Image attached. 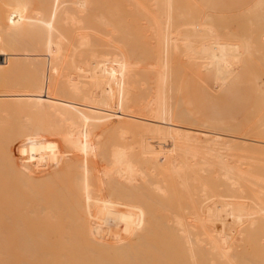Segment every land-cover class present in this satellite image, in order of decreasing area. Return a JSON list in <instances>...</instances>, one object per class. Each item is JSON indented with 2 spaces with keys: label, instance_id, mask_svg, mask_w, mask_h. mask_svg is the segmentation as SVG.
Segmentation results:
<instances>
[{
  "label": "bare ground",
  "instance_id": "obj_1",
  "mask_svg": "<svg viewBox=\"0 0 264 264\" xmlns=\"http://www.w3.org/2000/svg\"><path fill=\"white\" fill-rule=\"evenodd\" d=\"M0 1L6 7L0 5L4 9L0 11V81L3 84L0 86V188L3 189H0V264H264V165L261 169L257 167L258 161L264 163V0H257L247 10L233 15L231 19L236 26L230 29L228 22L227 30L222 27L223 15L222 24L216 23L219 19L215 13L203 11L205 8L196 0H148L151 2L148 8L138 0H122L123 11L131 4L130 8L133 5L132 10L137 14L135 8L139 5L138 13L146 17L143 21L151 24L153 42L143 43L146 50L142 53L152 44L153 55L149 58L154 62L142 79H137L134 73L142 65L135 66L140 61L144 63L143 58L148 59L150 53L146 52L147 56L144 53L145 57L139 53L137 56L142 59L133 53L140 52L136 46L146 34L140 35L141 38L130 37L137 39L138 51L133 53L120 45L128 41L120 35L125 40L119 41L116 49L119 46L122 47L119 51L126 49L131 57L125 51L114 57L106 56L113 55L112 48L109 53L99 48V52L106 54L101 58L91 53V58L87 57L95 43L90 36L93 34L98 39V32L92 28L84 30L88 24L84 18L90 12L84 10L94 5V13L90 14L95 15L100 11L96 9L98 6L109 4L103 6L105 11L112 4L111 9L117 7L120 15L117 0H113L116 4L103 0V5L96 0H93L95 3L44 0L45 11L40 0H37L40 11L25 6L28 2L35 4L36 0ZM134 3L138 4L134 6ZM102 10L100 15L109 14L108 10L106 14ZM111 12L115 15L114 10L110 11L113 16ZM122 14L117 20L123 23ZM109 15L103 16V20L114 18H107ZM96 18L91 20L98 25L101 20ZM108 20L99 27L107 22L104 27L108 30L113 23ZM113 20L117 22V26L112 24L114 28L120 30L118 21ZM89 22L94 28L95 23ZM66 26L75 34L77 31L74 39H69L66 29L62 32L61 27ZM23 30L32 32L30 37L38 35L36 43L26 34V38H20L23 35L18 33ZM107 30L101 34L111 35L114 42L108 37L105 42L116 46L117 32L112 35L114 30ZM99 40L103 41L100 36ZM110 42L106 48L112 46ZM100 43L105 48L104 42ZM133 45L130 46L133 48ZM142 45H138L141 50ZM214 49L236 51L263 65L255 63L262 69L259 71L257 67L262 85L253 110L241 123L228 128L229 132L199 125L197 121L198 127L191 126L187 123L190 114L186 108L178 110V106L182 107L178 76L184 68L179 64L184 62L188 66L198 56ZM94 52L98 53L95 49ZM177 56L175 63L179 67L173 64ZM21 68H25L24 72L30 71L24 74L26 84L17 83L21 77L14 81L13 75L18 70L21 72ZM86 78H90V83ZM139 80L146 84L141 85ZM135 81L143 86V95L136 92L140 86L135 87ZM133 93L138 94L134 100ZM138 98L141 100L137 101ZM11 114L16 116H8ZM16 118L21 121L18 126L27 129L26 133L21 132L22 138L26 137L24 141H17V136L12 135L16 139L13 141L10 136L13 132L8 133L12 140L5 138L6 126L17 124ZM191 122L194 124L195 120ZM47 126L54 128L58 140H52L53 133H43ZM42 127L45 128L40 129L42 134L30 131ZM99 131L108 134L110 139L106 140ZM39 137L42 139L37 140ZM53 144L61 148L56 157L54 150L44 148ZM22 145L30 149L23 147L24 150L14 151ZM31 146L43 148L31 149ZM235 150L256 152L263 158L252 153L256 158H250L251 162L246 156H235ZM94 159L106 165L100 162L102 167L89 166ZM65 161L68 165L69 161H76L77 168L73 164L72 170L70 165L65 167ZM25 193L26 197L21 196ZM149 194L154 196L150 198H154L155 213L150 214L151 210L148 214L145 210L132 216L130 207L128 215L120 214L123 210L108 213V209L112 210L110 202L118 201L122 195L128 200L142 196L140 200L147 208ZM175 195V204L181 212L169 204L166 208L171 212L165 213L166 208L164 213L160 212L164 210L162 202L169 198H174L170 200L174 202ZM100 201L106 204L98 206ZM28 209L42 212L28 213ZM93 209L99 213H89ZM123 216L127 219L116 220ZM39 224L52 225V228L38 229Z\"/></svg>",
  "mask_w": 264,
  "mask_h": 264
},
{
  "label": "rangeland",
  "instance_id": "obj_2",
  "mask_svg": "<svg viewBox=\"0 0 264 264\" xmlns=\"http://www.w3.org/2000/svg\"><path fill=\"white\" fill-rule=\"evenodd\" d=\"M39 1V0H38ZM38 1L36 0L35 1V4L33 3V2H28V3H26V7L27 8H30V9H39V11H40V9L42 8V11H43V7H44V11H45V2H43L44 0H40L41 2L40 3H44L43 5L41 4V8L39 7V3H38ZM90 1V0H89ZM89 1H87V2H89ZM96 1H99V4L101 3L102 5H103V0H96ZM108 0H106V3H110V2H107ZM118 2H119V4H120V2H122V0H117ZM139 2H140V4L142 5V6H145L146 8H148L149 6H150V3L151 2H149L148 0H138ZM182 2H183V0H181ZM1 2V1H0ZM91 2V1H90ZM111 2H113L114 3V1L113 0H111ZM127 2H129V0H127ZM196 2H197V4H199V6H201L202 8H205V9H203V11L204 10H206V11H208L209 10V12H206V13H212V14H214L215 13V17L217 18V19H221L220 21L221 22H217V21H219V20H216V23H220V24H222V15H223V19H224V21L226 22H224L223 21V23H224V25L222 26V25H220V24H218V26H222V27H225L224 29H226L227 30V28H229L230 27V29H234L235 27L234 26H236V24L233 22V20L231 19V17L234 15V13H236L237 11H238V5L241 3L242 4V0H196ZM92 3H95V2H93V0H92ZM92 3H90L91 5H92ZM124 3H126V2H124ZM131 3H133V2H131ZM30 4H32V6L30 5ZM34 4V5H33ZM37 4H38V6H37ZM88 4V3H87ZM86 4V6H89V5H87ZM97 4H98V2H97ZM98 4V5H99ZM105 4V3H104ZM114 4H116V2L114 3ZM118 4V5H119ZM127 4H130V3H127ZM136 4H138V3H134V6H136ZM0 5H2V3L0 4ZM90 5V6H91ZM111 5V7H112V4H110ZM131 5V4H130ZM130 5H129V8H128V5H127V7H126V5H124V11H123V6L121 7V4H120V8H119V6H118V9H120L121 10V12H120V15H119V10H117L116 11V8L115 9H113L114 10V12H115V15H118V16H115L114 15V13H112L113 14V16H114V18H113V16L110 14V11H113L112 9H111V7L109 8L110 9V11L108 10V8H107V10L109 11V12H107V10H105V11H103L102 9H104V7L103 6H109V4H107V5H103V6H98V8H96L97 10L100 8V11L102 10V12H105V14H106V12L107 13H109V14H106V15H109V16H107V18H110L111 19V17L113 18V19H119V17L121 16V13H123L122 14V16L123 17H121V18H124V21H123V23L125 22L126 23V26H125V23L123 24L122 23V21H121V19L119 20V21H121V23L118 21V28L120 29V30H116V28H114L115 26H117V22L115 23L114 22V20L113 19H111V20H108V22H111L112 23V21H113V25H115V26H113L111 23H108V25H110L111 24V26L110 27H108V30L111 32L112 30H114L113 31V33L114 32H117V34H118V36L116 35V37H119V39H117L118 40V43H116V46H113V44L115 45V43H113L112 44V42H114V40H113V38H112V36L111 35H109L110 34V32L107 34V35H109V36H106L105 35V32L103 33V35L101 34L103 31H106L107 29V26L106 27H104L105 26V24L107 25V22L103 25L102 24V26L105 28V30L104 29H102V26L101 27H99V24L100 23H102L104 20L105 21H107L106 20V18H104V20H103V14L101 13V15H100V11L98 12L97 10H95V11H97L98 13H99V15L102 17H99V15H98V13H96L97 14V16L99 17V19H97L96 17V19L99 21V20H101V21H99L98 22V25L96 24V22H94L95 23V26H94V28H93V25L94 24H90V22L89 21H91V23H93L92 22V20H91V18L92 19H95L94 17H93V15H91L92 14V12L91 11H93L92 10V8L94 7V5L90 8V7H85L86 8V10H84V11H90L88 14L86 13V12H84V14L86 13L87 15H86V17L84 18L87 22H88V24L90 25L89 27H88V24L86 23V25H87V27L86 28H84V30L85 29H89V28H92V30L94 29V30H96L97 32H98V34L96 33V32H93L92 31V33H96L95 35H96V37H98V39H96L95 37L93 38V34L90 36V37H92V41L93 42H95L93 45H92V50H91V52H90V50L88 51L89 53V55H87V57L89 58L90 57V53L93 55V57H95L96 55H98L99 54V58H101V55L103 54V56H104V54L105 53H102V52H99L100 51V49H101V51L104 49V51L103 52H107V53H109V51H111V48H112V50L113 51H111L112 53H113V55H111V53H109L110 55H106V56H110V57H114V54H116V53H118V54H121L122 52L124 53V51L126 52V54H127V56H129V57H131V55L129 54V53H131V51H132V53H133V50H137V48L136 47H138V49H139V51L140 52H137L136 54L135 53H133L134 55H136V57H139V56H137L139 53L140 54H142L141 56L142 57H145V55L147 56V54L148 53H150V54H148L149 56H148V59H147V57H145V59L143 58V60H145L144 61V63H143V61H142V63H141V61H140V63H139V66H138V64L135 66V67H140V65H142L143 66V68H142V66H141V68H139L140 70L138 71L137 70V68H135V67H133L135 70L134 71H138V73L137 72H134L137 76H138V78L137 79H142V77L143 76H147L149 73H147L148 72V69L147 68H149L150 69V64L151 63H153L154 61H152V59L153 58H149V57H152V55H153V53L151 52V50H152V47H150V45H152V44H150L149 46L147 45V54H146V52H144L145 53V55H143L144 53H142V51H143V49H145L146 50V47H145V45L143 46L142 44L143 43H146V41L147 40H149V43H151V42H153V34H152V30H151V24L147 21V22H145V21H143L144 20V18L146 19V17H145V14L144 15H142V16H140L141 14L140 13H138V6L135 8V10H136V13L137 14H135L134 12H133V10H132V6H131V8H130ZM3 6V5H2ZM2 6H0V11L4 8H6L5 6H3V8L1 9V7ZM29 6V7H28ZM36 6V7H35ZM46 6H47V4H46ZM117 6V5H116ZM102 7V8H101ZM88 8H90L89 10H87ZM105 8V9H106ZM134 8V7H133ZM4 9L1 11V12H3L4 11ZM37 9V10H38ZM140 9H141V7H140ZM128 10V11H127ZM134 10V11H135ZM144 11V10H143ZM145 12V11H144ZM91 13V14H90ZM93 13H94V11H93ZM141 13H142V11H141ZM230 13H233V14H230ZM95 14V15H96ZM138 14H139V16H140V18H139V16H138ZM90 15V16H89ZM94 15V16H95ZM106 15L104 16V17H106ZM221 15V16H220ZM85 16V15H84ZM87 16H88V18H87ZM229 16V18H228V20H226V18ZM89 17H90V20L88 21V19H89ZM127 17V18H126ZM133 17V18H132ZM144 17V18H143ZM221 17V18H220ZM226 17V18H225ZM132 18V19H131ZM123 20V19H122ZM133 20V22H131ZM232 20V21H231ZM136 23H135V22ZM230 23V25H229V23ZM119 23L120 24H122V26H120L119 25ZM132 23V25H130ZM234 23V24H233ZM85 24V23H84ZM135 24V26H133ZM227 25V27H226V25ZM232 24V25H231ZM91 25H92V27H91ZM228 25H229V27H228ZM113 26V27H112ZM133 26V27H132ZM136 26H137V29H136ZM64 27V26H63ZM63 27H61V30H62V32L64 31L65 33H67L68 35H69V39H74V37H75V35L77 34V31H76V34L75 33H73V32H71V31H74V30H70L69 28L67 29V26L63 29ZM84 27H85V25H84ZM233 27V28H232ZM101 28V29H100ZM112 28H114V29H112ZM121 28H125V31L123 32V31H121ZM138 28H139V30H138ZM141 28V29H140ZM128 29V30H127ZM131 29H132V33H134L133 34V36H132V33L130 32L131 31ZM26 30H28V29H26ZM83 30V31H84ZM90 30V29H89ZM89 30H87V32H89V34L91 33ZM99 30V31H98ZM107 30V31H108ZM143 30V31H142ZM130 32V33H126V32ZM22 32H24V33H22ZM26 32V33H25ZM75 32V31H74ZM100 32V33H99ZM137 32H139V33H137ZM143 32V33H142ZM145 32V33H144ZM30 33H32V32H28V31H21V32H19L18 34L20 35V34H22L23 36H21L20 38H26L25 36L26 35H29ZM65 33H64V35H65ZM73 33V34H72ZM85 33H86V31H85ZM107 33V32H106ZM17 34V36H19ZM24 34H26V35H24ZM37 34V33H36ZM63 34V33H62ZM66 34V35H67ZM75 34V35H74ZM88 34V35H89ZM101 34V35H100ZM112 34V33H111ZM116 33H114V34H112V35H115ZM121 34H123V35H121ZM125 34V35H124ZM128 36H127V35ZM137 34H139V35H137ZM147 36H149L150 38H147L146 37V35ZM33 35V34H32ZM34 35H35V33H34ZM33 35V36H34ZM73 35H74V37H73ZM120 35L121 36H126L125 37V39H126V41L128 42V46H127V42H125L124 40V38L122 37V38H120ZM134 35H136V36H134ZM143 36V35H145L143 38H141V36ZM31 35H29V37L27 36V38H33V40H32V43H36V41H35V38L37 37L38 38V35H36V36H34V37H30ZM77 36V35H76ZM99 36H100V38L101 39H103V41H101V40H99ZM111 36V37H110ZM138 36H140V38L142 39V40H144L143 42H142V40H141V42H140V44H139V42H138V45L140 46V45H142L143 46V48H142V50L139 48V46L137 45L136 46V41H137V39L136 40H133L134 38H130V37H137L138 38ZM106 37H108V40L110 39V40H112V42H110V41H107V43L108 42H110V44H112V46H110L109 44V47L108 48H106L107 47V43L105 42L106 40H107V38ZM116 37H114V38H116ZM129 37V39H127ZM36 38V39H37ZM68 38V37H67ZM112 38V39H111ZM152 38V39H151ZM94 39H95V41H94ZM121 39V40H120ZM122 39H124V40H122ZM132 39V41H130L129 42V40H131ZM139 40V39H138ZM119 41H124V43L126 44V45H123V43H121L120 45L122 46V47H126V49H127V51L129 50V53L126 51V49H124L123 51H119L120 49L122 50V47H120L119 46V48L120 49H116V47L119 45ZM135 41V42H134ZM96 42H98V44L96 43ZM100 42H104L103 44H105V48H106V50H105V48L102 46V44L100 43ZM115 42H117V41H115ZM132 42V43H131ZM134 42V43H133ZM148 42V41H147ZM131 43V44H130ZM136 43V44H135ZM148 43V44H149ZM118 44V45H117ZM133 44H135V45H133ZM97 47H96V46ZM101 45V46H100ZM130 45H133V48L130 46ZM136 46V47H135ZM128 47H129V49H128ZM141 47V46H140ZM145 47V48H144ZM149 47H150V49H149ZM100 48V49H99ZM103 48V49H102ZM109 48H110V50H109ZM114 48H115V50H114ZM118 48V47H117ZM130 48H132V50H130ZM94 49H95V51H97L98 53H96V52H94ZM98 49H99V51H98ZM107 49H108V51H107ZM116 50H117V52H116ZM150 50V52H148ZM138 51V50H137ZM153 51V50H152ZM115 52V53H114ZM101 53V54H100ZM151 53H152V55H151ZM87 54V53H86ZM125 54V53H124ZM139 54V55H140ZM151 55V56H150ZM133 56V55H132ZM86 57V56H85ZM86 57V59L88 60V58ZM92 57V58H93ZM109 57V58H110ZM135 57V58H136ZM84 58V57H83ZM91 58V57H90ZM89 58V59H90ZM103 58V57H102ZM108 58V57H107ZM132 58H134V56L132 57ZM132 58H130V59H132ZM139 58H141V57H139ZM183 59V57H180L179 56V59ZM2 59V57L0 56V60ZM142 59V58H141ZM177 59H178V56L177 57H175L174 58V63L173 64H176L175 66H178L177 65V63H175L176 61H177ZM132 60H134V59H132ZM136 60V59H135ZM176 60V61H175ZM179 61V60H178ZM182 61H184V60H182ZM180 62V61H179ZM149 63V64H148ZM184 62H182V64H179V66L180 67H184L183 69H182V71H181V73H180V75L178 76L180 79H178L177 78V76H176V78L178 79V83H180V86H181V94H180V97H181V99L184 101V104L182 103V107H181V105L180 106H178L179 108H178V110L179 109H181V110H183V108H187L189 111H190V119H189V122H187L188 124H190L191 126H195V127H198V124L200 123V124H207V125H209V126H211V127H213L215 130H219V129H221V130H219V131H222V132H229V129H231V128H234L238 123H240V122H242L247 116H249L248 114H249V110L252 108V106L254 105V102H255V100H256V97H257V90H258V86H259V80L257 79V73L255 72V71H258V69H259V71H262V69L264 70V67L262 68V69H260L258 66V69H257V67H256V65H255V63L258 65V63L259 62H255V63H252V64H247L246 62V64L248 65L247 66V68L249 69V70H251V72H252V74H253V77H254V81H255V90H254V92H253V100H252V102H251V100L249 101L248 100V96L245 94V93H243V92H238V91H234V90H232V89H230V90H223V91H219L217 88H210V87H208V85L206 84V82H205V80L202 78V76H200V74L197 72V71H195V70H192V69H190V67L189 66H187L185 63L183 64ZM135 65V64H134ZM149 65V66H148ZM152 65V64H151ZM185 65V66H184ZM259 65L261 66L262 64L261 63H259ZM178 66V67H179ZM263 66V65H262ZM144 68H146V69H144ZM175 68V67H174ZM22 70H21V72H20V70H18L14 75H13V77H14V81L16 80V79H20V77H21V79H20V81L19 80H16L17 81V83H19V82H21V84H23L24 82V84H26V81L27 80H24V77H25V72L23 71L25 68H21ZM144 69V71H146V73L143 71V74H141L140 73V71H142V70ZM180 69V70H181ZM175 72H177V69L175 68ZM27 71H28V73L27 74H29V70L27 69ZM22 75H21V74ZM145 73V74H144ZM17 74V75H16ZM26 74V75H27ZM139 74H140V76H139ZM19 75V76H18ZM18 76V77H17ZM31 76V75H30ZM17 77V78H16ZM23 77V78H22ZM27 77H29V75L27 76ZM140 77V78H139ZM262 77H264V75L262 76ZM144 78V77H143ZM23 79V80H22ZM25 79H27L26 77H25ZM88 79H90V78H86L85 80H86V82L87 83H90V80H88ZM180 80V81H179ZM141 80H139V82H140ZM207 81V80H206ZM209 81V82H208ZM207 81V83L209 84V85H213L212 84V81H210V80H208ZM136 82V81H135ZM137 82H138V80H137ZM136 82V83H137ZM261 82V81H260ZM12 83H13V81H12ZM16 83V82H15ZM135 83V87L138 85V86H140V88H139V90H136V92L138 93V94H142L143 95V91H144V89L141 87V85H143L145 82L143 81L142 83H141V85L140 84H136ZM146 84V83H145ZM144 84V85H145ZM3 84H2V82L0 81V86H2ZM17 85V84H16ZM19 85V84H18ZM132 87H133V85H132ZM142 88V89H141ZM133 89H135V88H133ZM136 89H138V87L136 88ZM133 91V90H132ZM100 92H102V90H100ZM135 92V91H134ZM140 92V93H139ZM134 94H136V93H133L132 95H134ZM138 94H136V95H134V97L135 98H133V100L134 99H136L137 98V96H138ZM142 95H141V97H142ZM140 96V95H139ZM139 100H141V99H137V101H139ZM136 101V100H135ZM250 102L252 103L251 104V106H250V108L248 107L249 105H250ZM249 108V109H248ZM178 110H177V113H178ZM181 110H179V112L181 111ZM8 116H10V117H15L16 115H13L12 116V114L11 115H8ZM191 117L193 118V119H191ZM183 118V117H182ZM187 118V117H186ZM17 119V118H16ZM18 120V123L16 124V122H13L12 124H15L14 126L11 124V123H9V125H8V127L6 126V129L7 130H4V133H9L10 132V136L12 137V139H13V141H14V139H15V137L17 136V141H24V139L26 140V137L23 139L22 137H24V136H22L24 133H22L21 134V132L23 131V132H25L27 129H22V127L21 126H18V124H19V122H21V121H19V119H17ZM192 120H195V123H196V121H197V123H196V125H195V123L194 124H192V122L191 121ZM12 121H15V119H13ZM9 122V121H8ZM10 122H11V120H10ZM191 122V123H190ZM194 122V121H193ZM23 124V123H22ZM21 123H20V125H22ZM199 124V125H200ZM18 126V129H20V130H17V126ZM11 127V128H10ZM20 127V128H19ZM16 128V129H15ZM217 128V129H216ZM219 128V129H218ZM224 128H226L227 129V131H225L224 130ZM229 128V129H228ZM11 129V130H10ZM13 129V130H12ZM15 129V130H14ZM22 129V130H21ZM40 129H45L44 127H42V128H39V130L38 129H36V128H34V129H30V131H31V133H41L42 134V131L40 130ZM48 129V130H47ZM53 129L54 128H50V127H46V130H43V131H45V132H43V133H46L47 132V134L49 133L50 135H52V133H53ZM233 130V129H232ZM6 131V132H5ZM40 131V132H39ZM231 131V130H230ZM17 132V133H16ZM27 132V131H26ZM25 132V133H26ZM28 132H29V130H28ZM54 132H56V131H54ZM100 132V134H102L104 137H105V139L106 140H109L110 138H109V135L108 134H106V133H104V132H102V131H99ZM21 134V136H20V134ZM48 134V135H49ZM233 134H235V133H233ZM3 135H5V134H3ZM12 135H14L15 137L13 138V136ZM46 135V134H45ZM53 141H55L56 139L58 140V137H56V135H55V133H53ZM6 136H8V138L7 139H11L10 138V136H9V134L8 135H5V138H6ZM19 138V139H18ZM20 138H21V140H20ZM11 139V140H12ZM15 139V140H16ZM33 139H35V138H31V140H33ZM37 140H41L42 138L41 137H39V138H36ZM35 139V140H36ZM43 139H45V138H43ZM50 139V138H49ZM46 140H48V139H46ZM53 146V147H52ZM104 147V149H106L107 148V144H104L103 145ZM12 147V146H11ZM10 147V148H11ZM23 147H25V149H30V146H27L26 147V145H22V147L21 146H19V148H18V146H16L15 148H14V146L12 147V148H14V149H12V151L14 150V151H16L17 149L19 150H24V149H22ZM29 147V148H28ZM38 147V146H37ZM36 146L34 147H32L31 146V149H33V148H37ZM38 148H43V147H38ZM44 148H46V149H48V150H54L55 152H56V154L54 153V155H55V157H56V155H60L59 154V151L57 152V150H61V148H59V146H57V145H47V146H44ZM58 148V149H57ZM241 152V150H235V151H233V154L235 155V156H237V157H239V156H246V157H248L249 159L250 158H252V157H254V159L256 158V156H254L255 155V153L256 152H252V151H250V154H249V151H247V152H243L242 151V153H240ZM254 155H253V154ZM237 154V155H236ZM246 154V155H245ZM252 154V155H251ZM257 154V157H259V159H260V157H262L263 158V156L262 155H260V156H258L259 154L258 153H256ZM248 159V160H249ZM253 159V158H252ZM252 159H250V161L252 160ZM253 159V160H254ZM258 159V158H257ZM247 160V161H248ZM262 161H264V160H262ZM65 162H66V164H65ZM63 164L64 165H66L65 167H67V168H71V170L73 169V168H77L76 166H77V162L75 163V162H73L72 163V161H69V163H71V164H73L72 165V167H71V164H69L68 165V161H65ZM100 162H102V161H100ZM99 162V159H94L93 161H91L90 163H91V165H89V166H92V167H102V164L105 166L106 164L104 163V161L102 162V164ZM106 162V161H105ZM252 162V161H251ZM254 162V161H253ZM259 163H260V161H258ZM79 163V166L81 165V162H78ZM90 163H85V164H90ZM258 163V165H257V167H259L260 168V166H262V165H264V163L263 162H261V164H259ZM74 164H75V167H74ZM257 164V163H256ZM69 166V167H68ZM78 166V167H79ZM264 168V167H263ZM79 169V168H78ZM261 169V168H260ZM76 170V169H75ZM77 171V170H76ZM75 171V172H76ZM72 173H73V171H72ZM10 188H12L11 186H9ZM16 187V186H15ZM0 189H2V188H0ZM3 190V189H2ZM1 191V190H0ZM1 194H2V192H1ZM3 195V194H2ZM5 195V194H4ZM12 195V194H11ZM1 196V195H0ZM12 196H17L16 194L15 195H12ZM21 196H23V197H26L27 195H26V193L25 194H21ZM120 196V195H119ZM124 195H122V197L120 196L119 198H118V201H117V199H115V200H113L112 202H110V203H108V204H110V209H112V210H110L109 211V209H108V213H117V212H115V210L116 211H118V213H119V211H121V210H125L124 211V213H123V211H121L120 212V214L122 213V215L124 214V215H128L127 214V209H128V211H129V209L131 210V212L129 211V213L132 215V216H135V215H137V214H139V213H145L144 211L146 210V212L149 214L150 212L149 211H151V213L150 214H152V213H155V208H154V206H155V201L154 200H152V199H154V198H150V197H154L153 195H151V194H149L148 195V198H150L151 200L150 201H147L148 203L146 204V206H147V208H145V202L142 204V202H141V200H140V197H142V196H136V197H134V198H132V200H131V202L129 203V201L130 200H128L126 197H123ZM147 196V195H146ZM174 197V196H173ZM117 198V197H116ZM121 198L123 199L122 200V202L119 204L118 202L119 201H121ZM126 198V199H125ZM177 196L175 195V201L173 202H171L170 200H174V198H169V199H165L164 200V202H162L163 204V206H162V208H164V210L162 209L161 210V208H160V212H163V211H165L166 209V211H165V213H169V212H171V211H169L168 210V208H166L167 207V205L169 204V205H172L173 207H175L176 206V204L175 203H177ZM147 199V198H146ZM125 200V201H124ZM126 200H128V203H126V204H124L125 202H127ZM85 201V200H84ZM83 201V202H84ZM116 201H117V203H118V205H116L115 206V204H116ZM154 201V203H151V205H150V202H153ZM162 201H163V199H162ZM115 202V203H114ZM167 202H169V203H167ZM171 202V203H170ZM39 203H41V202H39ZM42 203H44L43 201H42ZM86 203H88V202H84V204H86ZM102 204L103 203V201H100V202H97V204H98V206H99V204ZM105 203V202H104ZM103 203V204H104ZM123 203V204H122ZM173 203H174V205H173ZM36 204H37V202H36ZM36 204H34V205H36ZM100 204V205H101ZM102 204V205H103ZM106 204V203H105ZM154 204V205H153ZM165 204V205H164ZM33 205V204H32ZM114 205V209L113 208H111L112 206ZM120 205V206H119ZM124 205V206H123ZM128 205V206H127ZM126 206V207H125ZM150 206H153V207H150ZM119 207V208H118ZM123 207V208H122ZM125 207V208H124ZM130 207V208H129ZM117 208L118 209H120V210H117ZM148 208H150V209H148ZM153 208V209H152ZM166 208V209H165ZM170 209V208H169ZM176 211H179V212H181V209H179L178 208V206H176ZM175 209H170V210H175ZM36 209H28L27 210V212L28 211H30V212H28V213H32L31 211H33V212H36V213H38V212H42V211H38V209L35 211ZM155 210V211H154ZM25 213H27L26 212V210H23ZM38 211V212H37ZM90 212L89 213H94V211H96L95 209H93V210H89ZM107 212V210L105 209V211L104 210H101V212ZM158 211V212H159ZM43 212H45V211H43ZM46 212H47V210H46ZM49 212H51V211H49ZM55 212H59L58 210H56ZM60 212H62V210H60ZM63 212H68V211H64L63 210ZM105 212V213H106ZM125 212H126V214H125ZM95 213H99V210L97 209V211L95 212ZM164 213V212H163ZM122 217V216H121ZM118 219H119V221H121V219H123V220H125V219H127V218H125V216H123V218H117L116 220L118 221ZM134 219V218H133ZM122 220V221H123ZM48 227V225H38V229H44V228H46L47 229V227ZM31 227V226H30ZM33 227V226H32ZM37 227V226H36ZM44 227V228H43ZM52 228V225H49V227L48 228ZM54 228L56 227V228H58V226H53ZM110 228H111V226H110ZM112 228H117V227H114V226H112ZM247 242V241H246ZM248 243V245L246 244V246L247 247H249V249L252 251L253 249H251L252 248V246H250L249 245V242H247ZM244 244H245V241H244ZM246 249H248V248H246Z\"/></svg>",
  "mask_w": 264,
  "mask_h": 264
},
{
  "label": "crops",
  "instance_id": "obj_3",
  "mask_svg": "<svg viewBox=\"0 0 264 264\" xmlns=\"http://www.w3.org/2000/svg\"><path fill=\"white\" fill-rule=\"evenodd\" d=\"M256 1L257 0H242V4L240 3L238 5V11L234 15L247 10ZM245 62L248 65L253 63L248 57L236 51L214 49L198 56L188 66L190 67V69L197 71L200 76H202L208 87L217 88L219 91L232 89L235 92H243L248 96V100H251L252 102L253 92L255 90V81L251 70L247 68L248 65ZM255 72L257 73L259 86L257 90L256 100L252 108L249 110V114L251 113L257 102L262 85V83L260 82L261 79L259 71ZM206 80L212 81L213 85H209ZM181 90L182 89L180 86V94ZM181 101L184 104V101L182 99ZM251 102L248 106L249 108L252 104ZM186 111L190 114V111L187 108ZM203 125L211 127L207 124Z\"/></svg>",
  "mask_w": 264,
  "mask_h": 264
}]
</instances>
